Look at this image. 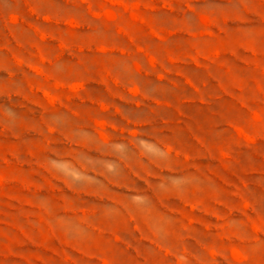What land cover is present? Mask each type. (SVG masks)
Instances as JSON below:
<instances>
[{
    "label": "rangeland",
    "instance_id": "rangeland-1",
    "mask_svg": "<svg viewBox=\"0 0 264 264\" xmlns=\"http://www.w3.org/2000/svg\"><path fill=\"white\" fill-rule=\"evenodd\" d=\"M0 264H264V0H0Z\"/></svg>",
    "mask_w": 264,
    "mask_h": 264
}]
</instances>
